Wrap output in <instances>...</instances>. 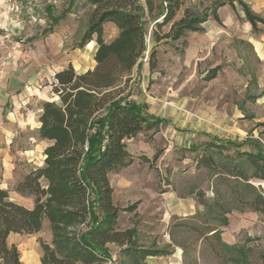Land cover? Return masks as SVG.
I'll use <instances>...</instances> for the list:
<instances>
[{
	"label": "rangeland",
	"instance_id": "rangeland-1",
	"mask_svg": "<svg viewBox=\"0 0 264 264\" xmlns=\"http://www.w3.org/2000/svg\"><path fill=\"white\" fill-rule=\"evenodd\" d=\"M213 1L185 0L184 7L201 13ZM248 1L264 18V0ZM46 6H52L53 15L60 16L68 0H0V60L9 52L40 45L50 24ZM91 12L86 1L76 0L65 14L60 29L66 40L64 49L70 52L77 46ZM218 15L225 25L210 17L203 25L205 35L188 33L178 41L158 44L151 39L152 21L145 18L147 49L141 70L134 68L121 87L129 100L145 104L149 114L165 123L124 141L133 163L116 184L111 177L116 189L121 185L127 188L115 193L116 229H134V247L158 249L162 252L159 256L168 258L176 254L180 264H229L228 258L239 248L245 250L249 264H262L264 216L235 199L232 188L236 181H224L217 170L196 166L204 153L201 145L211 140L236 144L240 152L264 158V56L256 55L247 41L257 32L245 27L236 2L219 9ZM181 16L182 11L175 20ZM168 29L164 27L163 32ZM116 35L113 24L103 25L105 41ZM151 50H155L157 62L152 72L147 61ZM51 83L42 86H47L42 90L44 101H57ZM234 152L230 146L222 154L237 158ZM212 156L217 160L216 154ZM251 183L264 191V181ZM8 193L12 201L17 199L13 190ZM214 229L216 234L211 235ZM225 237L232 240L230 245L224 243ZM39 240L50 242L47 226L32 235L11 234L7 242L17 248L20 264H39ZM109 251L111 257L105 264H117L119 250Z\"/></svg>",
	"mask_w": 264,
	"mask_h": 264
},
{
	"label": "trees",
	"instance_id": "trees-1",
	"mask_svg": "<svg viewBox=\"0 0 264 264\" xmlns=\"http://www.w3.org/2000/svg\"><path fill=\"white\" fill-rule=\"evenodd\" d=\"M84 1L92 12L77 47L83 48L94 38L95 66L78 75L68 65L54 75L50 86L57 101L42 103L39 117V138L49 143L42 152L43 163L29 170L14 188L16 194L32 198V208L13 202L8 191L0 189V264H20L17 248L7 242L11 234L32 235L45 226L51 240L38 241L39 264H105L111 257L109 244L119 248L117 264H144L146 257L162 255L158 249L134 247V229H116L118 209L108 180L110 172L133 163L124 141L165 123L149 114L145 104L129 100L121 87L134 68L141 70L147 49L145 18L152 21L151 39L155 44L202 32L208 18L219 23L217 10L235 2L252 30L257 23L264 24V19L254 16L241 0H214L201 13L184 7L185 0ZM75 2L68 0L59 17L49 11L51 24L61 20ZM180 11L182 16L175 20ZM107 23L117 29L109 42L103 38V25ZM167 26L168 31L163 32ZM147 61L152 72L157 65L155 50L149 52ZM201 146L204 153L196 166L217 170L224 181H236L232 188L235 199L264 216V191L251 183L264 181V158L240 152L238 145L230 142L211 140ZM230 146L237 151V158L223 156ZM210 232L216 234L215 229ZM217 240L221 243L219 237ZM260 260L264 264V254ZM228 263L249 264L245 250L237 249Z\"/></svg>",
	"mask_w": 264,
	"mask_h": 264
},
{
	"label": "crops",
	"instance_id": "crops-1",
	"mask_svg": "<svg viewBox=\"0 0 264 264\" xmlns=\"http://www.w3.org/2000/svg\"><path fill=\"white\" fill-rule=\"evenodd\" d=\"M46 1L55 2L57 0ZM241 1L250 8V12L258 16L255 8L252 7V1ZM37 3L35 1V4ZM226 6L229 5L221 8ZM45 11L48 17V13L49 11L52 13L53 7L46 6ZM52 16L59 17L53 15V13ZM64 18L65 16L55 25H52L48 17L50 24L43 31L45 36L39 41L40 45H37L36 49L27 47L22 49L21 46L18 52H9L6 57L0 60V189L14 191L15 185L22 180L29 170L40 167L43 163L42 152L49 143L39 138V117L42 103L50 101H44L41 98V95L44 94L42 90L47 88V86L43 88L42 86L44 84L49 85L51 83L50 78L53 80L54 75L66 69L68 65H71L78 75L92 70L95 66L93 58L96 43L94 38L81 49L77 46L70 52L68 49H64L66 40L60 32ZM258 18L264 19L259 16ZM214 22L218 25H221V23L225 25L220 22V19L219 23ZM245 22V27L252 30L250 23L246 20ZM203 25L202 32L191 34H207V30ZM219 28L221 29V27ZM255 31L257 35L247 41L253 47L256 55L262 57L264 56V24L257 23ZM33 40L31 42L36 44V41ZM106 42H109V40H106ZM86 61H90V63L87 65ZM74 62L78 65L79 71L76 70ZM37 155L40 160L35 157ZM22 162L24 163L23 166L17 165V163ZM127 168L108 174L113 201L116 191H126L127 189L125 185L118 186L117 189L114 187L117 180L124 178L123 175ZM111 177L114 179V184ZM136 179H138L137 176ZM16 195L17 199L13 202L28 209L32 208L33 201L31 197ZM224 243L230 245L232 240L230 237H225ZM107 247L109 250H119L113 244H109ZM144 264H180V258L176 254L172 255L171 258L164 256L147 257Z\"/></svg>",
	"mask_w": 264,
	"mask_h": 264
},
{
	"label": "built area",
	"instance_id": "built-area-1",
	"mask_svg": "<svg viewBox=\"0 0 264 264\" xmlns=\"http://www.w3.org/2000/svg\"><path fill=\"white\" fill-rule=\"evenodd\" d=\"M5 3H11V2H14L15 3V0H3Z\"/></svg>",
	"mask_w": 264,
	"mask_h": 264
}]
</instances>
